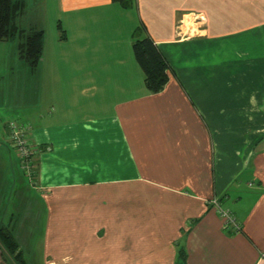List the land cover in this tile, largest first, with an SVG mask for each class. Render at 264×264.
I'll return each mask as SVG.
<instances>
[{
    "label": "crops",
    "instance_id": "1",
    "mask_svg": "<svg viewBox=\"0 0 264 264\" xmlns=\"http://www.w3.org/2000/svg\"><path fill=\"white\" fill-rule=\"evenodd\" d=\"M55 1L70 45L25 63L38 106L0 101V229L28 233L34 184L61 264H264V0ZM146 36L170 66L157 93ZM10 120L30 125L34 180ZM1 257L17 264L0 240Z\"/></svg>",
    "mask_w": 264,
    "mask_h": 264
},
{
    "label": "rangeland",
    "instance_id": "2",
    "mask_svg": "<svg viewBox=\"0 0 264 264\" xmlns=\"http://www.w3.org/2000/svg\"><path fill=\"white\" fill-rule=\"evenodd\" d=\"M29 1V5L24 11L19 15L17 19V24L19 26L28 28L29 25L38 23H42L41 20H47V30H45V40L47 41V51L50 53L55 51L57 47L56 39H63L64 49L69 47L70 39L66 38V31L63 26L58 22L57 27L55 23L56 16V1L55 0H43V5L41 7L33 6L34 0ZM46 10V11H45ZM43 17V19H42ZM67 15L64 14V18ZM18 38L14 40H0V83H1V91H0V101L5 100L10 104L18 105L20 107H37L39 104V92L38 93H21L23 91V86L27 82V77L23 73V67H25V60L20 56L18 49ZM27 64V63H26ZM24 78V80H23ZM17 79L22 80L21 89L17 91L9 90V82L16 81ZM7 86L6 90H3V86ZM53 99V98H51ZM17 112L12 113L14 116H22L21 111L19 109L15 110ZM18 114V115H17ZM22 119V118H21ZM17 120H10V123H15ZM23 123V122H21ZM18 127L23 132L25 138H30L31 131L27 123L24 126L20 123ZM27 125V126H26ZM9 129V142L15 148V151L19 154H22L20 144L10 137ZM30 141V140H29ZM30 144L32 145L31 141ZM33 146V145H32ZM30 152V151H29ZM22 164L24 169H26V173L34 180L36 177L35 174V166L33 164V154L31 152L28 158H23L21 155ZM24 155V154H23ZM29 160V161H27ZM36 185L31 184V225L29 222V227H27L24 235H16L18 242L20 243V248L22 250V256L26 260V264H61V255L69 254L68 251H55L53 237L45 236L44 230V211L42 210V200L41 192L35 188ZM217 206V205H215ZM41 212V214H40ZM12 257H14L11 254ZM2 258V257H1ZM69 260V258H68ZM0 264H16L15 262H7L2 258ZM17 264H19L17 262Z\"/></svg>",
    "mask_w": 264,
    "mask_h": 264
},
{
    "label": "trees",
    "instance_id": "3",
    "mask_svg": "<svg viewBox=\"0 0 264 264\" xmlns=\"http://www.w3.org/2000/svg\"><path fill=\"white\" fill-rule=\"evenodd\" d=\"M126 0H123L125 2ZM25 9V0H0V40L19 38V53L28 66L34 70L38 67L45 48V30L42 28H22L17 24L19 15ZM135 57L144 71L148 91H162L170 80V66L150 37L136 38L133 42ZM0 240L7 251L19 264H26L17 238L7 229H0ZM178 264H186V258L180 253Z\"/></svg>",
    "mask_w": 264,
    "mask_h": 264
},
{
    "label": "built area",
    "instance_id": "4",
    "mask_svg": "<svg viewBox=\"0 0 264 264\" xmlns=\"http://www.w3.org/2000/svg\"><path fill=\"white\" fill-rule=\"evenodd\" d=\"M15 123H10V137L14 140H16L20 146H21V150L23 151L22 154H20L24 159L28 158L31 154V152L33 153V147L30 144V141L27 138H25L23 132L21 131V129L18 127V124H16L17 122L22 124L23 126L25 124L19 122V121H14ZM27 126V125H26ZM30 151V152H29ZM24 154V155H23ZM23 160V159H22ZM29 161V160H27ZM213 204L217 205L216 207L218 208V211L221 213V215L224 218L225 221V226L226 227H231L232 225H234L236 228L239 227V223L234 215V213L228 209V208H224L220 205V203L218 202L217 199L213 200Z\"/></svg>",
    "mask_w": 264,
    "mask_h": 264
}]
</instances>
